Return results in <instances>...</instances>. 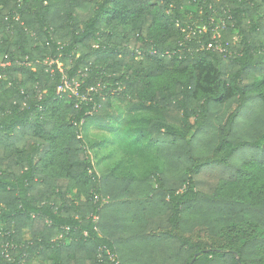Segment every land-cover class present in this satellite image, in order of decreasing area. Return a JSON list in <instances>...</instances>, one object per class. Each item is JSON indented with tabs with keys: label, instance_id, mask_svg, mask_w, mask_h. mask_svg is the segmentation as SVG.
I'll use <instances>...</instances> for the list:
<instances>
[{
	"label": "trees",
	"instance_id": "obj_1",
	"mask_svg": "<svg viewBox=\"0 0 264 264\" xmlns=\"http://www.w3.org/2000/svg\"><path fill=\"white\" fill-rule=\"evenodd\" d=\"M0 56V264H264V0H0Z\"/></svg>",
	"mask_w": 264,
	"mask_h": 264
},
{
	"label": "rangeland",
	"instance_id": "obj_2",
	"mask_svg": "<svg viewBox=\"0 0 264 264\" xmlns=\"http://www.w3.org/2000/svg\"><path fill=\"white\" fill-rule=\"evenodd\" d=\"M187 8L190 9L191 12H195L196 11V6L187 7ZM202 29H204V31H205L206 27H202ZM235 39L237 40V37ZM75 82L76 83L73 84L74 86H76L78 84L77 81H75ZM73 91H75V88H73ZM250 106H251V104H250ZM105 137H110V135L107 132H105V131H100V130H97V129H94V128H90L89 131H88V138L91 141H100L102 138H105ZM113 148H115V145L114 146L108 145L105 148H100L98 150V153L93 158L94 162L100 160L99 163H98L99 167H97V169H99V170L100 169H105L106 166H110L111 164H113L118 159L119 153L117 152L114 155L110 154L106 159H104L103 162H101L103 156L108 155L110 153L111 149H113ZM242 150H250V149H241L238 152H240ZM253 150H254V152L262 153L264 151V146L263 147H259V148H255ZM248 153H250L249 155L252 154L250 151H248ZM236 154H237V152L233 155L232 160H234V157H235Z\"/></svg>",
	"mask_w": 264,
	"mask_h": 264
},
{
	"label": "built area",
	"instance_id": "obj_3",
	"mask_svg": "<svg viewBox=\"0 0 264 264\" xmlns=\"http://www.w3.org/2000/svg\"><path fill=\"white\" fill-rule=\"evenodd\" d=\"M207 47H208V48H216V49H218V50H220V51H223V50H224V47H223L222 44L217 43V42H212V41H210V42L207 44ZM7 63H8V62H2V57L0 56V65L5 66ZM64 83H66V82H64ZM74 83H76V82L74 81L73 84H74ZM76 86H77V85H76ZM61 88H62V87L60 86L59 89H61ZM96 219H97L96 216H94V220H96ZM105 252L109 255V259H110V260H113V256H112V254H110L108 250H105ZM116 263H117V262H116Z\"/></svg>",
	"mask_w": 264,
	"mask_h": 264
},
{
	"label": "water",
	"instance_id": "obj_4",
	"mask_svg": "<svg viewBox=\"0 0 264 264\" xmlns=\"http://www.w3.org/2000/svg\"><path fill=\"white\" fill-rule=\"evenodd\" d=\"M196 255H197V254H196ZM196 255H195V257H196ZM195 257H194V258H195ZM192 260H193V259H192ZM189 264H192V261H190V263H189Z\"/></svg>",
	"mask_w": 264,
	"mask_h": 264
}]
</instances>
